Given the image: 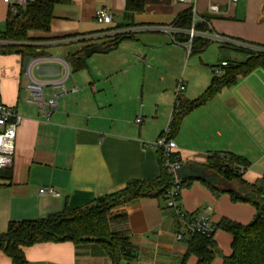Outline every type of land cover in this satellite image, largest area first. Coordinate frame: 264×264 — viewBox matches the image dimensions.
<instances>
[{
  "label": "crops",
  "instance_id": "1",
  "mask_svg": "<svg viewBox=\"0 0 264 264\" xmlns=\"http://www.w3.org/2000/svg\"><path fill=\"white\" fill-rule=\"evenodd\" d=\"M52 1L56 4L50 30L30 31L29 38L37 40L42 55L60 58L58 53L66 51L65 60L88 47L113 43L119 37L112 35L115 31L175 26L178 16L189 9L173 0H151L142 12L126 18V0ZM213 1L220 13L212 15L208 7ZM103 8L113 16L111 25L96 21L97 12ZM196 9L207 19L212 33L264 46V0H238L235 4L230 0H198ZM183 36L188 38L186 30L176 35L177 45L162 33L134 32L120 36L122 40L108 54L85 56V67L71 69L67 81L69 88L77 87L79 92L60 98L50 123L42 119L37 107L25 103L21 57L0 55L2 102L22 117L13 166L0 170V233H5L11 222L36 221L66 208H83L124 190L133 180L158 178L159 153L146 144L156 142L168 131L178 84L185 82L186 95H181L195 100L210 86L216 75L212 69L232 63L228 51L234 53V63L245 61L240 56L243 53L218 43L215 66L191 65L192 56L208 48L191 53ZM138 118L144 120L142 125L136 124ZM173 141L188 165L203 167L209 155L230 153L250 163L244 174L247 183L264 180V69L240 78L234 87L223 89L187 115ZM7 172L9 180L3 177ZM43 189H53L54 194H40ZM179 205L185 215L211 206L215 225L222 219L248 225L256 216L252 205L234 203L225 193L217 197L199 181L182 191ZM116 211L128 216L127 228L139 262L182 264L190 236L165 203L142 198ZM178 234L185 239L178 241ZM214 241L222 257L213 264H223V258L232 254V238L217 231ZM23 252L28 264H112L93 245L43 243ZM197 261L190 256L186 264ZM0 264L13 263L0 252Z\"/></svg>",
  "mask_w": 264,
  "mask_h": 264
},
{
  "label": "trees",
  "instance_id": "2",
  "mask_svg": "<svg viewBox=\"0 0 264 264\" xmlns=\"http://www.w3.org/2000/svg\"><path fill=\"white\" fill-rule=\"evenodd\" d=\"M150 1L126 0V18H132L135 13L142 12ZM55 4L56 2L52 0H39L28 3L20 10L19 15L9 14L6 22L7 30L4 34H0V40L8 43L0 45V55H18L22 63L26 58L41 56L43 53L35 44L37 40L30 39L29 32L50 30ZM174 24L181 30L190 29L192 24L190 10L181 13ZM206 29L208 28L205 24L197 25V30ZM121 40L122 37L119 35L113 43L118 45ZM182 40L187 42L189 38ZM210 44L208 40L195 38L191 53L204 52ZM245 45L247 46L222 45L223 48L246 54L248 58L241 63L226 62L227 65L222 67L221 74L214 76L210 86L197 99L188 100L178 94L168 132L162 136L165 135L168 140H173L187 115L212 101L223 89L234 87L240 78L258 68L264 69V46L246 43ZM66 61L74 71L84 68V51L69 55ZM157 152L160 175L155 180H133L124 190L100 197L83 208H66L61 213L36 221L11 222L7 231L0 233V252L6 254L13 264H28L24 256V248L43 243L70 242L76 246L93 245L98 253L108 257L112 264L137 262L138 253L131 243L127 228L128 216L125 212L116 209L142 198L158 199L166 204L167 209H171L167 206L166 193L172 186L173 178L164 165L162 151ZM203 168L226 184V186L214 185L199 181L208 186L215 196L228 194L234 203L250 204L255 208L256 214L260 215V219L255 224L242 225L222 219L216 225L217 231H223L232 238V254L223 258V264H264V180L255 184L247 183L244 174L250 168V163L230 153L209 155ZM3 177L9 180L11 175L7 172ZM193 181L197 180L183 179L182 185L187 188ZM188 245L189 250L182 264H186L190 256L197 258V264H213L220 255L214 235L190 236Z\"/></svg>",
  "mask_w": 264,
  "mask_h": 264
},
{
  "label": "built area",
  "instance_id": "3",
  "mask_svg": "<svg viewBox=\"0 0 264 264\" xmlns=\"http://www.w3.org/2000/svg\"><path fill=\"white\" fill-rule=\"evenodd\" d=\"M37 0H14V3L9 6V14L15 16L19 15L20 10L23 9L28 3L35 2ZM176 4L187 5L190 14L192 16V24L190 29L186 30V34L189 38L188 50H191L193 40L195 38H201L208 40L209 42L219 43L222 45H231L237 47H246L244 43L235 41L230 38L222 37L220 35L212 33L208 26V21L199 16L196 4L198 0H173ZM238 0H230L232 4L237 3ZM210 14L220 13V8L214 1L208 7ZM96 21L102 25H111L113 22V16L107 8L99 10L96 14ZM205 24L208 29L197 30V25ZM182 30L176 26H150L138 29H127L121 31H115V36H123L133 34L134 32H154L162 33L172 37L175 44L179 45L176 40ZM6 41L0 40V45H5ZM41 65H58L61 67V74L58 78H38L35 75V70ZM224 62L220 66L216 67V75H220L222 67L226 66ZM71 75V68L65 59L53 56V55H41L34 58H30L25 70H23L22 77L24 80V88L27 96L25 103L29 106H35L39 109L42 119L50 123L51 117L57 112L59 107L60 98L76 94L79 92V88L67 86V81ZM185 91V82L181 81L177 87V93L182 94ZM144 120L142 118L136 119V124L142 125ZM22 123V117L18 115L13 107L6 106L2 102V85L0 83V170L10 169L14 162V149L17 130ZM168 132V131H167ZM166 132V133H167ZM146 147L154 149L156 151H162L164 165L168 172L172 175L173 183L169 191L166 193L167 206L173 209L176 215L182 220L185 227L188 230L189 236L202 235L211 237L217 232L216 225L212 223L211 214L213 208L211 206H205L190 215L182 213L181 206L178 199L181 196L182 191L185 189L182 185V180H179L176 176V171L181 167L187 165L176 152V144L173 140H168L164 135L160 137L154 143L146 144ZM40 194H54L53 189H43ZM178 241L185 239L183 234L176 236ZM131 264H145L142 262H134Z\"/></svg>",
  "mask_w": 264,
  "mask_h": 264
},
{
  "label": "water",
  "instance_id": "4",
  "mask_svg": "<svg viewBox=\"0 0 264 264\" xmlns=\"http://www.w3.org/2000/svg\"><path fill=\"white\" fill-rule=\"evenodd\" d=\"M117 44L109 43L107 45H95L88 47L84 50V54L87 58H90L94 54H108L115 49ZM30 58H26L23 62V70H25ZM61 74V67L58 65H41L36 68L35 75L38 78H58ZM176 176L179 180L194 178L197 181H205L214 185L226 184L219 179L216 175L210 174L205 168L195 165H185L176 171ZM228 186V185H227ZM260 219V215L257 213L253 224L257 223Z\"/></svg>",
  "mask_w": 264,
  "mask_h": 264
},
{
  "label": "rangeland",
  "instance_id": "5",
  "mask_svg": "<svg viewBox=\"0 0 264 264\" xmlns=\"http://www.w3.org/2000/svg\"><path fill=\"white\" fill-rule=\"evenodd\" d=\"M8 3L12 4L14 3V0H0V34H4L7 30V18H8V13H9V5ZM60 58H65L66 57V51L63 52H59L58 53ZM96 55L95 57H98V54H94ZM218 55H219V44L216 42H213L210 44V46L208 47V49L206 50L205 53L203 54H194L192 56L191 62L190 64L192 65L194 62L199 63V65L201 63L204 64H209V65H216L218 63ZM229 57L230 62L234 63L236 60L233 58L234 53L231 51H228V53L226 54ZM241 57H243L244 60H246L247 55L246 54H241ZM189 57V56H188ZM189 60V58H188ZM208 71L211 70V68H207ZM210 69V70H209ZM212 70H216V67H214V69ZM171 72L172 74H174L175 72V68H172ZM216 74V73H215ZM184 95H186L184 92L182 93ZM147 121V119H146ZM148 122V121H147ZM218 257H222V253L220 252V255L217 256Z\"/></svg>",
  "mask_w": 264,
  "mask_h": 264
}]
</instances>
